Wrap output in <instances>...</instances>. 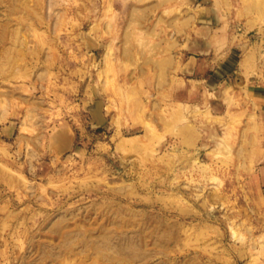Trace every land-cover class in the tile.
<instances>
[{"label":"rangeland","instance_id":"rangeland-1","mask_svg":"<svg viewBox=\"0 0 264 264\" xmlns=\"http://www.w3.org/2000/svg\"><path fill=\"white\" fill-rule=\"evenodd\" d=\"M234 13L261 32L264 0H0V264H264L262 106L177 57Z\"/></svg>","mask_w":264,"mask_h":264},{"label":"crops","instance_id":"crops-1","mask_svg":"<svg viewBox=\"0 0 264 264\" xmlns=\"http://www.w3.org/2000/svg\"><path fill=\"white\" fill-rule=\"evenodd\" d=\"M222 14L220 11L217 15L218 22H220L222 18ZM264 21V18H263ZM228 23H233L235 26L233 28V32H229L228 34H215L213 30H211L210 37L217 36L220 39L221 44L224 45L226 41V47H222L220 43L217 47H210L209 50L200 46V53L197 54L196 51L193 54L188 55V57L183 58L181 51H178L177 57L181 62L180 69L182 73L186 72H202L205 68V65H209L210 63L213 65L211 68L214 70V74L218 76V83L223 86L224 83H227L229 80H232L234 83L231 86L237 85L239 81H242L243 84L246 85V88L251 96V98L255 99L262 106L261 113L264 114V59L263 64L256 66L255 68L251 67L247 68L244 65L245 56L250 54L248 50L250 46H260L259 51L258 48H255L256 53L264 56V42L261 43L259 39L261 38L255 34L258 31L260 26H256L252 29H248V26L245 25L246 17L239 18L235 13L228 17ZM242 27H238L240 24ZM262 26V25H261ZM237 29H243L242 33L237 32ZM199 31V29H198ZM200 35H196V39L202 40L205 35L203 32H206L205 29H200ZM241 35H244L241 37ZM248 40V42L245 41ZM252 43V45H251ZM185 55V53H183ZM251 55V54H250ZM249 55V56H250ZM210 79H214L213 77ZM216 80V79H215ZM223 82V83H221Z\"/></svg>","mask_w":264,"mask_h":264},{"label":"built area","instance_id":"built-area-1","mask_svg":"<svg viewBox=\"0 0 264 264\" xmlns=\"http://www.w3.org/2000/svg\"><path fill=\"white\" fill-rule=\"evenodd\" d=\"M255 34H260L259 31H256ZM262 34L264 36V21H263V25H262Z\"/></svg>","mask_w":264,"mask_h":264},{"label":"bare ground","instance_id":"bare-ground-1","mask_svg":"<svg viewBox=\"0 0 264 264\" xmlns=\"http://www.w3.org/2000/svg\"><path fill=\"white\" fill-rule=\"evenodd\" d=\"M260 34L263 35V34H262V30H261Z\"/></svg>","mask_w":264,"mask_h":264}]
</instances>
